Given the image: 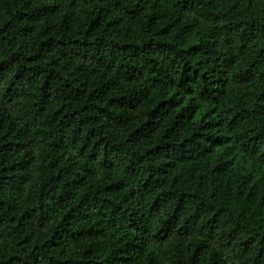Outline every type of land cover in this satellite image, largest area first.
Instances as JSON below:
<instances>
[{"label":"trees","instance_id":"trees-1","mask_svg":"<svg viewBox=\"0 0 264 264\" xmlns=\"http://www.w3.org/2000/svg\"><path fill=\"white\" fill-rule=\"evenodd\" d=\"M0 264H264V0H0Z\"/></svg>","mask_w":264,"mask_h":264}]
</instances>
